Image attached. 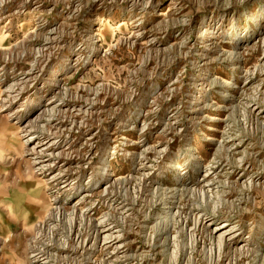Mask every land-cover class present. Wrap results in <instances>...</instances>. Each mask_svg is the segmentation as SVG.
I'll return each mask as SVG.
<instances>
[{"label": "rangeland", "instance_id": "374dc122", "mask_svg": "<svg viewBox=\"0 0 264 264\" xmlns=\"http://www.w3.org/2000/svg\"><path fill=\"white\" fill-rule=\"evenodd\" d=\"M31 261L264 264V0H0V264Z\"/></svg>", "mask_w": 264, "mask_h": 264}, {"label": "bare ground", "instance_id": "6f19581e", "mask_svg": "<svg viewBox=\"0 0 264 264\" xmlns=\"http://www.w3.org/2000/svg\"><path fill=\"white\" fill-rule=\"evenodd\" d=\"M8 44L7 43H5V44H3V46H2V48L1 49H4V50H7L8 49V46H7ZM205 90V89H204ZM30 104H37V103H35L33 100H31L30 101ZM22 117H24V115H19V118H22ZM33 123V122H32ZM45 165H48V164H45ZM50 166V165H49ZM48 170V169H47ZM114 174H113V172L111 173V171H107L106 173H105V176H103L106 180H109V179H111L110 178V176H113ZM69 176H71L70 175V172H69V168H63V167H61V168H59V170L56 172V173H54L53 174V181L52 182H48V183H45L44 185L45 186H47V188H56V189H59L60 190V192L59 193H64V194H66V196H68V195H70L71 194V189L73 188V187H71V183H69V180H68V177ZM63 178H65L66 179V184H64L63 186H59V180H61V179H63ZM92 182V181H91ZM52 186V187H51ZM70 191V192H69ZM108 194H110V190H109V192H108ZM56 197L55 198H57V195H55ZM57 200V202L59 203L60 201H61V199H56ZM79 202V201H78ZM53 205V204H52ZM52 208V207H51ZM45 212V211H44ZM50 218H53L54 219V217H50ZM98 231L100 232L101 231V229H98ZM163 233V232H162ZM44 244V243H43ZM35 246V245H34ZM33 246V247H34ZM37 247V246H36ZM35 247V248H36ZM47 249V248H46ZM38 252H39V250H38ZM40 252H42V254H41V256H40V254H36V255H34L35 257H36V259L34 260V263L35 262H41L43 259H44V257H46V255L48 254V252H45L44 250L42 251H40ZM30 264H33L32 263V261L30 262Z\"/></svg>", "mask_w": 264, "mask_h": 264}]
</instances>
